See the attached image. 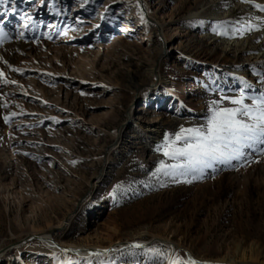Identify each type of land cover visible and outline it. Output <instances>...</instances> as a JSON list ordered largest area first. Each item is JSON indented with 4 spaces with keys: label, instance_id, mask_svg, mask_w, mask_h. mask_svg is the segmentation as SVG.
<instances>
[{
    "label": "rangeland",
    "instance_id": "1",
    "mask_svg": "<svg viewBox=\"0 0 264 264\" xmlns=\"http://www.w3.org/2000/svg\"><path fill=\"white\" fill-rule=\"evenodd\" d=\"M229 1L227 20L215 0H15L6 19L11 0L0 6V264L264 258V144L196 173L164 155L212 101L264 95L263 64L235 53L234 65L200 37L232 40ZM56 227L64 245L43 250ZM138 236L150 245L101 255Z\"/></svg>",
    "mask_w": 264,
    "mask_h": 264
},
{
    "label": "snow or ice",
    "instance_id": "2",
    "mask_svg": "<svg viewBox=\"0 0 264 264\" xmlns=\"http://www.w3.org/2000/svg\"><path fill=\"white\" fill-rule=\"evenodd\" d=\"M9 2L10 0H0V6L8 5ZM11 5V7L4 8L5 13H17L15 0H11ZM20 35L22 36L23 33ZM6 37L7 34L0 30V43ZM0 81L8 83L3 72H0ZM244 99L243 92L240 93L239 99H231L232 104L239 106L235 108H219L218 102L212 101V114L205 125L191 128L181 127L171 142H168L166 137L163 147L170 150L164 151V155L172 159L183 157L186 160V164L173 167L187 168L192 173L202 172L204 168L211 167L215 162L230 163L233 159H239L244 155L242 149L245 147H251L257 143L264 144V95L250 98L253 107L245 104ZM4 106L7 107V105ZM239 117H246L249 122ZM4 121L9 122L10 117L5 116ZM177 141H183L184 146L175 147ZM164 167L162 164L161 168ZM134 247H140V245H134ZM156 254L159 255L158 252ZM68 264H73V262L68 261ZM170 264H181V261L171 260ZM188 264H196V261L190 260Z\"/></svg>",
    "mask_w": 264,
    "mask_h": 264
},
{
    "label": "bare ground",
    "instance_id": "3",
    "mask_svg": "<svg viewBox=\"0 0 264 264\" xmlns=\"http://www.w3.org/2000/svg\"><path fill=\"white\" fill-rule=\"evenodd\" d=\"M221 1L215 0L216 2L215 4L217 7L216 11L218 10L216 14L220 18V20H227L229 18V11L227 8L221 6V3H222ZM229 3L231 4V6L237 7L241 10V16L238 17L239 23L236 24V26L234 27L235 32L234 33L229 32V34L232 35V40H230L229 43H226L225 41L223 43L221 42V40L219 41V39H214V38L212 39L209 36V34L206 32L200 33L201 39H206L208 41H211L209 43V45H211L212 47L210 51H213V49L219 50V48L222 47L220 51L224 53V57H226V59L231 61L234 65H238V66L241 65L239 63L240 57L239 56L236 57L235 53H240L243 57L244 56L254 57L255 59L258 60V62L264 65V9H261V7H264V5H262L264 4V0H230ZM2 8L4 10L5 7H2ZM8 14L6 13L5 16H3V18L6 19L8 17ZM210 22H212V20H210ZM15 47L19 48V50H22L24 48L23 45L19 43L16 44ZM151 132L153 133L157 132V128L152 127ZM11 192L13 193V191ZM47 234L50 236H48ZM47 234H44V233L40 234L42 236L41 238L42 241H39V242L44 244L42 246L43 247L42 249L47 250L49 252L57 253L58 251L55 249V247H53V244H55L54 242L56 243L58 242V243H61V245H64L61 241L58 240L59 237H61L64 234V232L61 230V228L56 227V228H53L52 231ZM143 237L142 236L134 237L133 239H131L132 242H130V244L140 245L141 248L148 246V243L144 240ZM123 243H121L120 245H123ZM162 246H167V245H162ZM67 247H75V245L70 244ZM113 247H116V248L114 249ZM129 247L130 248L132 247L133 249L140 248V247H134V246H127V245L126 246L124 245V247L123 246L117 247V245H113L107 248L106 250H103V252H101V255L103 256L110 255L112 253H115L120 250H124ZM69 249H64V250L68 252H72V253L79 252V250L76 251L77 249L75 250L71 249L70 251ZM110 249H114V250L112 252H108V250ZM81 250L84 251L83 252L84 254L83 253L77 254V256L80 255L81 258H88L93 255L97 256L100 254L97 247H84V248H81ZM190 256L194 261H196V264H254L256 262L260 264H264V258H261V260H258L259 258L256 256V258L252 260L251 255L249 254L246 255L244 252L240 256V258L238 256V258H233L227 261H224V260H220L218 262L214 261L213 263L212 261H209V260L195 259L193 255H190ZM247 260L249 262H246Z\"/></svg>",
    "mask_w": 264,
    "mask_h": 264
},
{
    "label": "water",
    "instance_id": "4",
    "mask_svg": "<svg viewBox=\"0 0 264 264\" xmlns=\"http://www.w3.org/2000/svg\"><path fill=\"white\" fill-rule=\"evenodd\" d=\"M150 243H148V245H149ZM134 246L133 244H130V243H126V244H123V245H119V247L120 246ZM141 248V247H140ZM115 249V248H114ZM114 249H110L108 252H112ZM71 249H69V251H70ZM191 254H189V253H187V256H188V260L190 261V260H192V258H191V256H190Z\"/></svg>",
    "mask_w": 264,
    "mask_h": 264
}]
</instances>
